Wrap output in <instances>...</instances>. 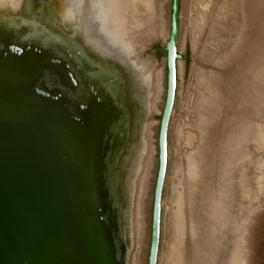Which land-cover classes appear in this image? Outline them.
<instances>
[{
	"label": "bare ground",
	"instance_id": "obj_1",
	"mask_svg": "<svg viewBox=\"0 0 264 264\" xmlns=\"http://www.w3.org/2000/svg\"><path fill=\"white\" fill-rule=\"evenodd\" d=\"M133 9L131 0H30L29 4L26 0H0V57L13 52L31 58L41 80L63 81L91 108L95 200L116 264H138L140 259L141 200L152 153L148 119L159 94L151 71L133 57V37L140 26L135 25ZM257 83L251 95L256 116L243 120L235 130L222 161L218 193L223 195L231 187L228 198L220 197L221 208H225L222 230L211 220L213 243L208 257L197 264L244 263L247 218L242 221L241 216L255 198L250 167L254 165L258 171L257 185L264 166V108L260 106L264 105V76ZM204 104L201 95L194 106L191 126L195 129L202 128ZM194 140L195 135L188 132L186 141ZM228 164H234L233 168L227 169ZM197 174L195 151H191L187 155L190 188ZM215 208L220 207L214 199L212 213ZM177 212L180 223L179 208ZM178 229L183 233L182 226ZM196 231L191 228L194 236ZM178 239L172 247V264H183L182 238Z\"/></svg>",
	"mask_w": 264,
	"mask_h": 264
},
{
	"label": "rangeland",
	"instance_id": "obj_2",
	"mask_svg": "<svg viewBox=\"0 0 264 264\" xmlns=\"http://www.w3.org/2000/svg\"><path fill=\"white\" fill-rule=\"evenodd\" d=\"M131 1L135 25H140L133 37V57L151 71L153 83L158 82L159 93L155 99L159 101H155L148 119L152 153L141 200L138 264H147L158 164L159 116L166 89L165 51L160 47L165 45L169 35L171 0ZM29 3L30 0H26V4ZM177 51L181 57L176 62L175 97L167 129L157 264L173 263L172 247L179 237L182 238L183 264L205 260L213 243L212 222L222 230L225 208H221L223 199L220 197L228 198L231 190L230 187L223 195L218 193L222 161L235 130L243 120L256 116L251 95L259 76H264V0H180ZM201 95L205 98V115L202 128L195 129L191 126L196 115L194 106ZM260 106L264 108L263 104ZM188 132L195 135L191 143L186 141ZM249 144L248 140L246 145ZM191 151H195L198 174L190 188L187 155ZM262 155L264 159V153ZM234 164H228L227 169ZM255 167H250L255 198L241 216L242 221L247 218L243 225L245 264H264V166L257 185ZM214 199L220 208L212 213ZM177 208L181 211L180 223ZM179 225L183 233H179ZM192 227L197 230L195 236L191 233Z\"/></svg>",
	"mask_w": 264,
	"mask_h": 264
},
{
	"label": "water",
	"instance_id": "obj_3",
	"mask_svg": "<svg viewBox=\"0 0 264 264\" xmlns=\"http://www.w3.org/2000/svg\"><path fill=\"white\" fill-rule=\"evenodd\" d=\"M180 0H171L147 264H156L167 129L177 70ZM91 108L31 58L0 57V264H116L97 208Z\"/></svg>",
	"mask_w": 264,
	"mask_h": 264
},
{
	"label": "flooded vegetation",
	"instance_id": "obj_4",
	"mask_svg": "<svg viewBox=\"0 0 264 264\" xmlns=\"http://www.w3.org/2000/svg\"><path fill=\"white\" fill-rule=\"evenodd\" d=\"M243 255H244V249H243ZM244 257V256H243ZM243 264H245V263H243Z\"/></svg>",
	"mask_w": 264,
	"mask_h": 264
}]
</instances>
